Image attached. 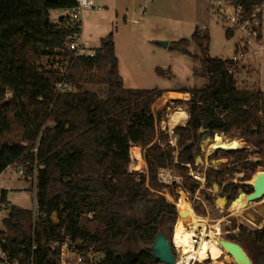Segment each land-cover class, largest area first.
I'll list each match as a JSON object with an SVG mask.
<instances>
[{
    "label": "trees",
    "instance_id": "16d2710c",
    "mask_svg": "<svg viewBox=\"0 0 264 264\" xmlns=\"http://www.w3.org/2000/svg\"><path fill=\"white\" fill-rule=\"evenodd\" d=\"M230 1L241 5L246 17L262 5L259 0ZM75 5L76 0H0V176L10 166L23 167L26 175L42 167L37 173V221L33 211L8 206L0 247L24 259L34 255L37 264H57L47 246L70 237L84 253L91 248L101 257L96 264H124L121 250L133 240L144 249L129 264H160L146 249L162 225L169 220L173 224L177 217L176 206L161 194L168 191L177 201L178 187L196 193L199 184L187 175L188 165L197 168L196 155L206 136L256 138L264 144V92L241 89L235 74L243 67L210 58V39L196 29L190 40L169 45L173 52L190 55L188 48L195 43L200 56H190L207 74L206 86L189 92L187 123L173 129L176 147L169 144L168 133H158L151 110L164 91L123 87L112 34L101 40L95 59L73 62L66 81L78 92L57 94L55 74L39 73L37 68L42 57L61 54L71 34L62 17L56 24L50 21V12ZM225 34L229 38L232 33ZM156 72L166 75L159 68ZM89 84L102 89L87 91ZM231 140L238 147L225 154L241 161L246 144ZM130 158L133 170L147 169V175L136 179L128 173ZM172 168L179 172L180 184L160 183L159 170ZM212 175L219 181L222 173L208 169L207 188L212 187ZM238 191L234 184L223 189L230 202ZM139 203L151 205L154 218L131 229L126 215ZM54 214L56 223L51 219ZM239 234L249 237L252 264H264V227L253 231L241 227Z\"/></svg>",
    "mask_w": 264,
    "mask_h": 264
},
{
    "label": "rangeland",
    "instance_id": "374dc122",
    "mask_svg": "<svg viewBox=\"0 0 264 264\" xmlns=\"http://www.w3.org/2000/svg\"><path fill=\"white\" fill-rule=\"evenodd\" d=\"M129 1L130 0H117L119 10H117V13L119 12V16L116 15V10L112 11L111 9H107L108 5L100 1L95 2V5L101 9L100 11H87L83 16V37L92 48H99L103 38L110 34H114L117 31L119 35L123 36L124 41H126V55L122 57L123 87L125 89L150 90L161 89L162 87L179 90L188 88L196 90L203 89L207 84V74L198 60H196L198 61L196 62L192 60L190 55H183L184 52H173L169 49V46L164 48H158L156 46L159 42L171 43L169 40H190L192 37L190 32L193 29L195 30L196 26H201L200 29H197L199 34L207 36L210 39L208 53L210 58L223 59L233 57L235 43H237V35H233L229 38L226 37L225 29L220 23L213 19L212 11L209 6L207 10L203 9L201 10V13H198V21L196 23L192 22L194 10L198 5H203L201 4V0H179V5L177 6H173V3L168 0H152L145 5L140 2L141 0H132V2H134L133 4L129 3ZM204 1L209 5V0ZM218 1L221 2L226 0ZM155 7H158L159 9L154 11L153 9ZM126 8V14L128 17H120V11H124ZM61 13V10L52 11L50 13V21L53 24L58 23ZM132 19L138 20L139 23H133ZM165 19L167 21H165ZM262 24L264 30V21ZM203 27L207 30L202 29ZM166 33L167 41L151 39L158 34ZM124 36H126V40ZM188 51L195 56H200V50L193 42H191ZM254 64H257L256 67L260 74L259 79L262 81V89L264 90V66H260L259 61ZM158 67L164 71H170V75L161 78V76L157 75L155 72V68ZM238 78L239 80H237V84L240 88L259 90L257 82L258 75L253 70L249 69L248 72L238 74ZM101 89L102 87L100 85L89 84L85 86V90L91 92H97ZM77 92L78 90L76 89V93ZM182 99H188V96H182ZM159 101V99L155 101L151 110L157 121L156 130L158 133H161L164 132L162 124L168 118L170 112L180 107L185 110H187V108L183 103L178 102L168 104L164 107L163 103H160ZM164 133H168V129ZM221 135H223L221 141L226 147L208 153L207 143L213 141V136H206V140L202 138L199 146L200 153L196 155L195 160L197 168H188L187 175L199 184V190H197L196 193L191 194L178 187L175 191L177 201H175L168 191L163 192L161 195L166 201L176 206L177 217L173 223L174 225L179 221V212L181 210L180 206L182 202L187 201L192 205L193 209L199 210L200 215L196 213L198 216L208 218L212 223H215L217 220H223L221 223V231L223 233L221 236H217V239L221 242L231 241L230 237L234 238L231 242L240 245L249 257L251 252L249 237L247 234L240 235L237 229L240 226L246 227L248 231L257 230V228L244 219V217L247 218L246 214H244V216L243 214L240 216H231L229 213L230 206L226 205L224 207H217L216 200L218 196H221V189H224L226 185L230 183L238 185V182L244 180L248 182L253 179L258 172H264V144L261 143L260 139L256 138L247 140L235 136ZM168 137L169 144H171V140L176 139L173 134L168 133ZM231 139H239L246 144V148L241 150L244 153L241 161H237L235 157L225 154L231 151H236V148L238 147V145ZM139 149L143 155V151L141 148ZM175 155H177L176 151ZM134 166L135 162L130 158L128 173L135 175L136 179L140 176L147 175V169H145L144 172H136L133 170ZM208 169L222 173L221 177H219V181L222 182L220 186V182L215 180V175H212V187H206V172ZM170 171L173 177V182L177 183L176 185H179L181 182L179 172L173 168L170 169ZM11 174L13 175V178L9 180ZM195 177H200L201 179L197 180ZM213 184L219 186L218 191L214 190ZM1 185L4 190H7L8 200L12 206L37 211V207L34 205V190L32 189V185H29L26 181L21 179L17 172L11 173V171L7 170L1 177ZM240 193L241 192H239V194ZM169 197L171 200L168 199ZM8 212L9 207H7L5 211L0 212V230L7 231L4 227L3 220L7 218ZM85 217L88 220L90 219L88 215ZM37 218L38 212H36L34 218L35 222L37 221ZM153 218L154 213L151 205L144 203H139L136 208L126 215L127 223L131 229H134L142 222H151ZM51 219L56 223V214H54ZM83 221L87 222L85 218ZM173 224L170 220L164 223L161 227L162 232L168 233L171 227L174 228ZM263 225L264 221L262 222V226ZM257 226L259 225L257 224ZM172 238L173 234L170 238L171 243ZM143 249L144 247L140 243L131 240L122 248V258L130 259L133 254L139 253ZM222 258L220 259V262L223 264H234V262L226 260L224 257ZM198 262L212 264L209 260L206 262Z\"/></svg>",
    "mask_w": 264,
    "mask_h": 264
},
{
    "label": "built area",
    "instance_id": "2783aa9c",
    "mask_svg": "<svg viewBox=\"0 0 264 264\" xmlns=\"http://www.w3.org/2000/svg\"><path fill=\"white\" fill-rule=\"evenodd\" d=\"M209 7L212 11L213 19L223 26L225 32L232 33L231 36L237 35V43L233 57L223 58V60H231L238 65H242L246 63L248 55L254 54L255 56L261 57L264 54V43L261 38V6H257L248 17H246L241 5L234 4L230 0L221 2L218 0H209ZM92 10H100L92 0H76L74 8L63 10L60 17L65 20V25L71 30V34L66 38L61 54L56 53L53 57L46 56L40 59L42 63L39 62L40 66L37 68V71L47 75L55 74L54 87L57 94L76 93V88L70 86L66 81L73 62L80 58L95 59L96 57L97 48H92L83 37V16L87 11ZM253 49H256V52ZM10 96V93L6 94L7 99ZM170 143L176 147V139L174 144L172 140ZM188 167L190 166L188 165ZM40 169H42L41 166L35 168L33 175H26L23 167L17 168L18 176L32 185V189H34L35 207H37V173ZM158 181L168 186H172L175 183L173 182L170 169H160L158 172ZM3 190L0 183V212L5 211L7 208ZM33 212L35 217L37 211L34 210ZM92 216L93 213L88 215L89 218H92ZM196 243L197 240H194L193 244L195 245ZM172 246H174L173 243ZM82 247L80 243L74 242L70 237H67L63 243H49L47 249L50 255L55 256L57 264H96L100 261L101 257L94 255L91 248L84 253V248L82 249ZM174 248L175 246L173 247L176 257L174 264L204 263L198 262L196 258H190L189 261H185L179 250ZM0 264L37 263L34 255L29 259H24L23 256H13L9 251L0 247Z\"/></svg>",
    "mask_w": 264,
    "mask_h": 264
},
{
    "label": "bare ground",
    "instance_id": "6f19581e",
    "mask_svg": "<svg viewBox=\"0 0 264 264\" xmlns=\"http://www.w3.org/2000/svg\"><path fill=\"white\" fill-rule=\"evenodd\" d=\"M188 118V111L180 107L170 112L162 125L171 132L177 125H185ZM172 143H175V139L172 140ZM207 144L208 153L226 147L221 139H214L211 143ZM259 173L262 172H258L253 179L249 180L247 182L248 185L253 186L254 178ZM195 178L197 180L201 179L200 177ZM168 199L171 200L170 197ZM219 203L222 204L220 200ZM250 205L251 202H247L246 195L242 194L238 200L230 203L229 213L231 216H240L241 214L244 216L245 210ZM180 207L179 221L174 225L172 243L182 254V258L185 261H189L190 258H196L197 261L209 260L212 264H223L220 262V259L224 257L226 260L236 263L235 259L231 255L229 256L227 250L222 247L220 240L217 239V236H221L223 233L221 231L223 220H217L215 223H212L208 218L198 216L192 205L187 201L182 202ZM244 219L248 220L245 217ZM262 222L259 224V227L262 226ZM194 240H197L195 245L193 244Z\"/></svg>",
    "mask_w": 264,
    "mask_h": 264
},
{
    "label": "crops",
    "instance_id": "0c3cea01",
    "mask_svg": "<svg viewBox=\"0 0 264 264\" xmlns=\"http://www.w3.org/2000/svg\"><path fill=\"white\" fill-rule=\"evenodd\" d=\"M94 3L95 2H97V1H100V2H104L106 5H108L107 6V9H111L112 11L113 10H116V13H117V10H118V6H117V0H92ZM150 1H152V0H141L140 2L142 3V4H146L147 2H150ZM168 1H171L172 3H173V6H177V5H179V0H168ZM192 1H198V0H192ZM259 1H261L262 2V5H261V7H262V11H261V38H262V41H263V43H264V30H263V21H264V17H263V11H264V3H263V0H259ZM201 4H203L204 5V7H203V5H198L197 7H196V9L194 10V12H193V19H192V22H197L198 21V13H201V10H207L208 9V6L209 5H207L206 3H205V1L204 0H201ZM129 3H134V2H132V0H130L129 1ZM152 3V2H151ZM165 3V2H164ZM140 6H141V4H140ZM159 8L158 7H155L153 10L154 11H156V10H158ZM101 10V9H100ZM100 10H98V11H100ZM119 11V10H118ZM126 11H127V8L124 10V11H120V17H123V18H127L128 16H127V14H126ZM52 12V11H51ZM50 12V13H51ZM119 13V12H118ZM116 14V15H118L119 16V14ZM165 21H167L166 19H165ZM124 22H125V20H124ZM132 22L133 23H139V21L138 20H135V19H132ZM200 29L201 28V26H196V28H195V30L196 29ZM205 27H203L202 29H204ZM168 29H169V26H168ZM201 29V30H202ZM206 29V28H205ZM194 29L190 32V35L192 36L193 35V31H195ZM207 30V29H206ZM172 32V31H171ZM83 33H84V31H83ZM113 35V42H114V49H115V55H116V57H117V59H118V62H119V66H118V68H119V73H120V75H121V77H122V79H123V75H122V57H124L126 54H125V49H126V47H127V45H126V41H124V39H123V36L122 35H119L118 34V31L116 32V33H114V34H112ZM167 33L166 34H158L157 36H154V38H151V39H157V41H167ZM226 35V34H225ZM227 37V36H226ZM106 38V37H105ZM124 38H125V40H126V36H124ZM228 38V37H227ZM104 39V38H103ZM176 40V39H175ZM172 41V40H169V42H177V40L176 41ZM89 44V43H88ZM90 45V44H89ZM170 45V43H168V46ZM235 45H236V43H235ZM158 48H164V47H162V46H160L159 44H157L156 45ZM167 46V47H168ZM192 47V46H191ZM190 47V48H191ZM253 51L254 52H256V49H253ZM189 52V51H188ZM158 53V52H157ZM189 54L190 55H192V56H195V55H193L192 53H190L189 52ZM183 55H185V53H183ZM208 56H209V54H208ZM210 57V56H209ZM192 58V57H191ZM192 60H194V61H196L195 59H193L192 58ZM257 61H259V65L260 66H264V54H262L261 55V57L260 56H255L254 54H250V55H248V59H247V61H246V63H244V64H242V65H240V66H242L243 67V69L242 70H240L239 72L240 73H245V72H248L249 71V69L250 70H253L255 73H257V75H258V88H259V90L260 91H262V92H264V90L262 89V81L259 79V76H260V74H259V70H258V68L256 67V65L257 64H254L255 62H257ZM196 62H198V61H196ZM159 68V67H158ZM156 69L157 68H155V72H156ZM159 69H161V68H159ZM162 71H164L163 69H161ZM237 73V74H235L236 76V81L237 80H239V78H238V74H240V73ZM157 73V72H156ZM164 73L166 74L165 76H161V75H159V76H161V78H165V77H168L169 75H170V71H164ZM158 75V74H157ZM249 79V78H248ZM238 85V84H237ZM241 89H244V88H241ZM160 90H163L164 91V93L162 94V96L160 97V98H158L160 101V103H163V106L164 107H166L168 104H173V103H176V102H178V103H183L184 105H185V107L187 108V105H186V102L187 101H189L190 100V98H191V95H190V91L191 90H193L192 88H188V89H181V90H179V89H174V88H166V87H162ZM172 96H188V99H182V98H179V97H172ZM158 99H156V101L158 100ZM162 106V107H163ZM187 121H188V119L186 120V123H187ZM185 123V124H186ZM162 128H163V130H164V132L167 130L164 126H162ZM168 133L169 134H172V131L171 132H169L168 131ZM17 166H10V167H8L5 171H4V173L0 176V183H1V177L6 173V171L8 170V171H11V173H14V172H17ZM13 178V175L11 174L10 175V177H9V180H11ZM29 184V183H28ZM30 185V184H29ZM34 188V187H33ZM34 190V189H33ZM4 194H5V199H6V205H7V207L8 206H12L11 204H10V202H9V200H8V193H7V190H4Z\"/></svg>",
    "mask_w": 264,
    "mask_h": 264
},
{
    "label": "water",
    "instance_id": "95a60500",
    "mask_svg": "<svg viewBox=\"0 0 264 264\" xmlns=\"http://www.w3.org/2000/svg\"><path fill=\"white\" fill-rule=\"evenodd\" d=\"M158 44L162 47L168 46V42H159ZM220 136L221 134L219 133L214 134L213 140L216 138H220ZM206 139L207 138L204 137V140ZM213 188L214 190L218 191L219 186L217 184H213ZM241 195L242 194H239L235 200H238L241 197ZM262 197H264V172L259 173L257 177L254 178L253 192L246 196L247 202H255L256 200H259ZM219 200L222 202V204L219 203ZM216 204L219 207L226 206L227 205L226 197L218 196L216 200ZM173 230L174 228L171 227L168 233H165V232L158 233L153 245L146 249L149 253H151L159 261L160 264H174L175 263L176 257H175L173 246L170 240L173 234ZM221 245L223 248L227 250V253L235 259L236 263L234 264H252L251 259L248 256H246L243 248L240 245L234 242H231V241H221ZM138 255L139 253H136V254H133L130 259L125 258L124 264H129V263L136 261V259L138 258Z\"/></svg>",
    "mask_w": 264,
    "mask_h": 264
},
{
    "label": "flooded vegetation",
    "instance_id": "af4514ba",
    "mask_svg": "<svg viewBox=\"0 0 264 264\" xmlns=\"http://www.w3.org/2000/svg\"><path fill=\"white\" fill-rule=\"evenodd\" d=\"M239 184L236 185L239 187V191H238V194L239 192H241L240 194H244V195H249L253 192V186H250L248 185V183L246 182V180L242 181V182H238ZM230 184H233V183H230ZM235 185V184H234ZM221 196H225L226 197V200H227V206L229 205L230 206V201H228L227 199V195L223 193V188L221 189ZM220 194V193H219ZM238 197V196H237ZM264 197H262L261 199L259 200H256L255 202H251V205L249 207H247V209L245 210V213L246 214V217H247V221H253L254 223H252L253 226H255L257 228V230H261L263 226L259 227L257 226V224H261V222L263 221L264 219ZM255 209V210H254ZM260 214V215H259ZM253 217V218H252ZM250 219V220H249ZM258 220V221H257ZM257 223V224H255ZM241 227H244V226H240L238 227V232L240 233V229ZM246 228V227H245ZM174 237V236H173Z\"/></svg>",
    "mask_w": 264,
    "mask_h": 264
}]
</instances>
